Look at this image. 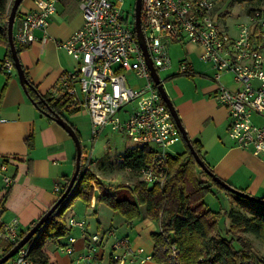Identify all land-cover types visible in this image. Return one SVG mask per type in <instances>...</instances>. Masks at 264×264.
Masks as SVG:
<instances>
[{
	"label": "built area",
	"instance_id": "2783aa9c",
	"mask_svg": "<svg viewBox=\"0 0 264 264\" xmlns=\"http://www.w3.org/2000/svg\"><path fill=\"white\" fill-rule=\"evenodd\" d=\"M60 0H38V8L20 16L14 31L16 45H28L37 40L35 30L45 29L56 12ZM83 24L68 38L57 44L71 53L77 62L75 71L61 78V87L69 96L82 94L88 110L93 138L106 127L125 134L136 145L153 148L152 158L141 170V180L147 185L163 186L169 173V148L182 139V133L155 83L146 56L134 29L135 19L123 11V0H79ZM216 0H142V27L150 58L159 71L170 64L168 43L187 40L201 47L200 59L210 63L218 82L215 99L229 110L228 133L234 143L264 156V4L255 7L237 26L236 35L229 33L216 19ZM135 17V16H134ZM15 27V26H14ZM4 66L11 69V60ZM131 71L140 83L128 80ZM190 74L184 62L179 70ZM233 77L237 88L221 81L223 74ZM163 81V79H162ZM133 104L132 108H127ZM2 120L0 116V121ZM91 155L81 156V166L91 168ZM1 164V170L7 171ZM7 186L12 177L4 173ZM95 186L96 196L98 187ZM94 204V203H93ZM69 226L86 227L84 219L70 217ZM2 236L20 240L16 221L4 226ZM109 264H127L150 260L135 256L127 237L111 229ZM76 238L70 236L60 249L74 253ZM97 240L96 243H98ZM92 244L88 253L76 257L77 264H104L95 257ZM28 244L23 246L8 264H28ZM144 248L138 252L143 253ZM170 256L177 257L172 245Z\"/></svg>",
	"mask_w": 264,
	"mask_h": 264
},
{
	"label": "crops",
	"instance_id": "0c3cea01",
	"mask_svg": "<svg viewBox=\"0 0 264 264\" xmlns=\"http://www.w3.org/2000/svg\"><path fill=\"white\" fill-rule=\"evenodd\" d=\"M37 1L29 0L26 11L16 16L14 31L18 28L21 15L38 8ZM217 10L216 8V14ZM82 24L83 15L79 0H60L56 4V12L51 16L48 26L45 29L35 30L37 40L28 45L17 44L20 49L21 63L26 68L29 78L40 93L50 94L53 100L61 98L65 94V90L61 87L62 76L77 68L76 60L70 52L57 44V40L68 38ZM179 42L188 48V57L180 59V64L184 62L192 70L188 75H192V73L204 75L205 73L197 72L191 61L187 59L189 56L196 57V60L200 59L201 47L185 39L171 41L168 43V47L171 43ZM7 51V47L0 44V62L10 60ZM174 57L175 54L172 52L170 64L166 68L172 66ZM3 67V70L0 69V116L2 118L0 121V189L7 186L4 181V173L12 176L15 169V165L9 163L6 164L7 171L1 170V164L6 159L31 160V166L24 170L26 189L20 198H23L29 191H32L33 195L18 211L7 209L3 212L1 210L0 256L3 254L1 233L4 226L16 221L19 230H22L34 224L59 198L66 179L70 178L75 171L77 155L76 144L69 132L54 118L38 109L21 84L14 64L11 69ZM209 67L215 73L214 67L212 65ZM175 74L181 73L177 71L170 76ZM223 75H228V73ZM212 80L210 83L206 82L207 80H201L200 88L190 86L186 87V91L178 89L176 96H169L174 102L191 140L202 142V153L214 172L233 186L264 198V156L257 155L252 150L238 147L230 138L228 133L229 110L214 98L218 82L214 78ZM221 81L232 89L237 88L233 77H231L230 83L223 81L222 77ZM82 100V94L71 97L68 109L64 111L65 116L67 117V113L74 109L79 111L85 107ZM69 121L73 123L71 120ZM184 142L187 146L185 139ZM105 160L103 159V161ZM97 168L96 173L99 178L101 177L99 180L106 185L107 169H102L101 164ZM106 187L113 190L112 186L106 185ZM92 199L90 204H86L88 210L84 211V217H76L74 213L66 216L67 220L70 217L84 219L86 221L84 230L70 226L69 234L59 239H50L47 242V247L55 255L57 264H77L76 257L88 253L92 244H97L94 251L95 257L102 258L104 264H109L110 258L107 263L104 262V259L106 245L108 243L111 245L112 241V237L109 236L111 229L116 230L120 237L129 238L131 248L135 250V256L138 259L147 254H153L155 243L152 234L160 229L158 222L147 216L130 221L120 211L99 201L97 196L94 197V201ZM230 201L233 205L236 203L233 199ZM90 218H96L94 230H91ZM70 236L76 238L74 253L68 254L59 248L53 252L50 248L53 242H57L61 246L68 242ZM97 240H99L98 243H96ZM141 247L145 250L143 253L138 252ZM127 264L140 263L137 261ZM141 264L158 263L150 259Z\"/></svg>",
	"mask_w": 264,
	"mask_h": 264
},
{
	"label": "trees",
	"instance_id": "16d2710c",
	"mask_svg": "<svg viewBox=\"0 0 264 264\" xmlns=\"http://www.w3.org/2000/svg\"><path fill=\"white\" fill-rule=\"evenodd\" d=\"M13 2L14 0H0V44L7 47V56L14 64L8 40V18ZM18 50L20 52L19 46ZM4 62H0L2 70ZM24 70L28 79L27 93L38 109L54 118L50 110L52 109L69 121L64 111L68 109L71 97L65 93L61 98L53 100L50 94L40 93L29 78L26 68ZM177 75L180 74L173 76ZM74 111L78 109L72 110ZM71 124L77 131L75 125ZM182 139L184 140L183 136ZM192 142L205 160L202 142L200 140ZM152 153L153 148L149 145H135L119 154V163L103 162L102 169L110 168L111 170L114 167L118 171L127 169V177L132 181V183L127 181L125 184L116 185L113 190L107 188L98 179L99 176L92 168L85 169L81 166L71 197L27 243L28 264H57L55 255L47 247V242L69 234L71 228L64 213L75 198L82 199L86 204L91 203L95 193L94 181L98 186L97 199L114 210L120 211L128 220L147 216L159 223L160 229L152 234L155 243L152 259L158 264H264V257L258 258L253 255V244L245 236L246 233H252L264 242V214L252 211L248 213L244 205L249 199L236 194L239 198L234 199L236 203L229 211L231 224L227 229L228 236L223 235L220 231L223 213L211 209L205 197L212 192L214 183L224 187L202 169L189 146L187 145L184 151L170 154L169 173L163 186L147 185L141 180V170L151 160ZM5 163H13L15 169L11 176L12 183L0 189V212L7 209L18 211L33 195V192L29 191L20 198L26 189L24 170L31 166V160L6 159ZM70 178L66 179L61 194L65 191ZM34 224L19 230L20 239ZM1 238L3 239L1 256L19 241H12L6 236ZM235 240L239 241L240 248L234 245ZM172 245L177 246L176 259L170 256Z\"/></svg>",
	"mask_w": 264,
	"mask_h": 264
},
{
	"label": "rangeland",
	"instance_id": "374dc122",
	"mask_svg": "<svg viewBox=\"0 0 264 264\" xmlns=\"http://www.w3.org/2000/svg\"><path fill=\"white\" fill-rule=\"evenodd\" d=\"M28 2L29 0L22 1V4L18 9L19 15L22 12L26 11ZM135 2L136 0H123L124 14H129L132 20L135 19ZM216 4V8L218 9L216 16L217 21L222 27L227 29L229 33H231L232 35H236L238 31L237 26L240 22L245 19L247 12L250 13L255 7L262 6L264 4V0H216ZM187 50V46L180 42L171 43L168 47V51L170 52V56L172 52L173 54H175L172 66L166 69H159L158 71L161 79H163L164 87L170 96H176L178 89L186 91V87L188 88L190 86H192L193 88H196V86H198L200 88L201 80H207L206 82L209 83L213 81L212 78H214V70L209 67L211 64L206 63L201 59L196 60V57L194 58L192 56H189V58L187 59L191 61L194 66V69L197 72L205 73L206 75L192 73V75L180 74L177 76H170V74L175 73L179 70L180 59H186V56L188 55ZM168 76L170 77L168 78ZM127 77L128 80L132 81L133 83H140L139 80L133 76V73L131 71L127 72ZM231 77L232 76L229 74L223 75L222 80L230 83ZM132 106L133 104H129L127 108H132ZM67 118L71 120L77 128L78 136L81 140L83 154L87 156H92L91 159L93 160V162L91 168L95 172L98 171V165L102 164L103 162H106V164H115L117 162L119 163V153H121L128 147L136 145L129 136L113 131L110 127H106L98 136H96V138H93L91 119L85 107H82L79 111L67 113ZM185 147L186 145L184 140L180 139L178 142H176L169 148V151L173 154H176L178 152L183 151ZM103 159L106 160L103 161ZM126 170L118 171V169H116L115 167L113 169L111 168V170L110 168H108L105 174L106 185L109 187L112 186L114 188L116 185L125 184L127 181L132 183V181L129 180V178L127 177L128 172ZM96 175L98 176L97 173ZM100 178L98 177V179ZM94 183L97 186V182L94 181ZM93 188L95 190L94 185ZM237 198L239 197L236 194L230 192L225 188L220 187L216 183H214L212 186V192L208 193L205 197V201L211 209L223 213V217L220 224V231L223 235L227 234V229L230 227L231 224L229 211L231 210L233 204L230 199L234 200ZM244 209L247 212L252 211L253 213L264 214V204L256 203L251 200H246ZM87 210L88 207L86 203L80 198H75L72 204L65 211L64 216L66 217L74 213L76 217H84V211ZM90 221L92 223L91 230H94L96 218H90ZM245 236L249 240H251L253 244V255L258 258L264 257V242L252 233H246ZM234 245L237 248H240L239 241L235 240ZM110 246V243L106 245V254L104 259L105 263H107L108 259L110 258ZM50 248L53 250V252H55L57 248L60 249V246L57 242H53L52 245H50ZM4 264H8V262Z\"/></svg>",
	"mask_w": 264,
	"mask_h": 264
},
{
	"label": "water",
	"instance_id": "95a60500",
	"mask_svg": "<svg viewBox=\"0 0 264 264\" xmlns=\"http://www.w3.org/2000/svg\"><path fill=\"white\" fill-rule=\"evenodd\" d=\"M23 0H14L10 15L8 18V40H9V45L14 61V66L17 69L18 76L20 79L21 84L23 85L25 91L26 86L28 83V79L24 70V67L21 63L20 56H19V50L17 48L15 38H14V24L17 16L18 9L21 5ZM134 16H135V24H134V29L136 31V35L138 38V41L140 43V46L142 47L144 54L146 56L147 62L149 64L150 70L152 77L155 81V83L158 85V89L170 108L172 115L182 133L183 138L185 139L187 145L189 146L190 150L192 151L197 163L202 167V169L209 174L217 183H219L221 186H223L225 189L238 194L244 198H247L252 201L259 202L261 204H264V198L252 195L248 192H245L243 190H240L239 188L233 186L230 184L228 181L220 177L216 172H214L206 163V161L201 157L199 152L195 149L193 142L188 135V132L180 118V115L178 113V110L175 107L174 102L172 101L171 97L169 96L168 92L166 91L164 87V83L158 73V70L154 66L147 47L146 39H145V34L143 31L142 27V0H136L135 2V8H134ZM51 113L53 114L54 119L61 124L71 135L73 138L76 148H77V155H76V167L73 175L70 178V181L65 189V191L59 196V198L54 202V204L37 220V222L28 230V232L23 236L17 243L16 245L11 248L7 253H5L3 256L0 257V264L6 263L8 260H10L13 256L16 255V253L27 243H29L30 239L38 234V232L44 227V225L50 220V218L55 215L59 208L62 206L64 202H66L70 197L71 194L73 193V190L76 186L77 179L80 173L81 169V156H82V146H81V140L78 136L77 131L73 127V125L66 120L62 115L56 113L52 109Z\"/></svg>",
	"mask_w": 264,
	"mask_h": 264
}]
</instances>
